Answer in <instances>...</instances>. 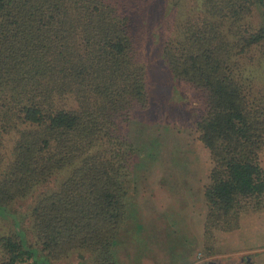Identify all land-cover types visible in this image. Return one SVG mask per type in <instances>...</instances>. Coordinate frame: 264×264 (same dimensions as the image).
I'll list each match as a JSON object with an SVG mask.
<instances>
[{"label":"trees","instance_id":"trees-1","mask_svg":"<svg viewBox=\"0 0 264 264\" xmlns=\"http://www.w3.org/2000/svg\"><path fill=\"white\" fill-rule=\"evenodd\" d=\"M126 4L0 0V215L37 193L28 212L36 243L19 228L0 235V264H53L74 250L116 264L131 162L124 129L150 106ZM258 7L264 16V0H205L162 45L171 74L204 99L210 254L216 231L264 209V80L254 88L242 74L245 61L264 68V22L248 21ZM64 169L66 179L42 189Z\"/></svg>","mask_w":264,"mask_h":264},{"label":"rangeland","instance_id":"rangeland-1","mask_svg":"<svg viewBox=\"0 0 264 264\" xmlns=\"http://www.w3.org/2000/svg\"><path fill=\"white\" fill-rule=\"evenodd\" d=\"M204 1L127 0L124 7L146 66L150 106L137 111L124 129L131 162L127 218L112 247L116 264H264V209L244 215L235 231H216L213 253L205 248L204 190L213 163L198 129L204 99L171 74L162 55L164 42L177 37L181 22L201 11ZM248 21L262 25V9ZM245 62L242 74L261 87L264 68ZM69 173L64 169L42 189L56 187ZM34 197L0 215V235L19 228L36 243L28 216ZM72 252L53 264H94L90 253L83 252L82 259Z\"/></svg>","mask_w":264,"mask_h":264}]
</instances>
